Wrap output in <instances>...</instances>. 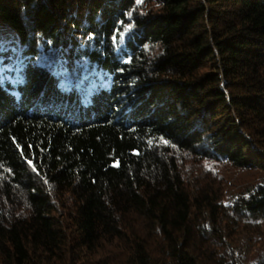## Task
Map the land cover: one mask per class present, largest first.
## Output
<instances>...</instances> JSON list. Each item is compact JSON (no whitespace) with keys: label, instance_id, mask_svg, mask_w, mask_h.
Here are the masks:
<instances>
[{"label":"trees","instance_id":"trees-1","mask_svg":"<svg viewBox=\"0 0 264 264\" xmlns=\"http://www.w3.org/2000/svg\"><path fill=\"white\" fill-rule=\"evenodd\" d=\"M0 25V264H244L264 0H0Z\"/></svg>","mask_w":264,"mask_h":264},{"label":"rangeland","instance_id":"rangeland-1","mask_svg":"<svg viewBox=\"0 0 264 264\" xmlns=\"http://www.w3.org/2000/svg\"><path fill=\"white\" fill-rule=\"evenodd\" d=\"M1 26L2 25H0V29ZM7 31L3 34L5 35V41L2 44L5 45V48H13V45H11V35ZM262 230L263 233L257 232L253 238V241L250 243L248 238H244V242L242 243L240 248V251L242 252L244 257V264H250L264 256V225Z\"/></svg>","mask_w":264,"mask_h":264}]
</instances>
